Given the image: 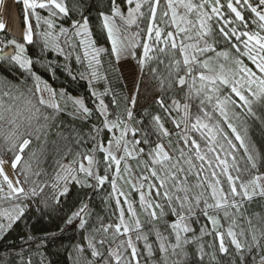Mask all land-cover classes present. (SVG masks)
Wrapping results in <instances>:
<instances>
[{
    "label": "snow or ice",
    "instance_id": "6c2138e0",
    "mask_svg": "<svg viewBox=\"0 0 264 264\" xmlns=\"http://www.w3.org/2000/svg\"><path fill=\"white\" fill-rule=\"evenodd\" d=\"M16 2L21 38H8L0 20V264H53L55 234L9 237L33 213L60 210L73 184L93 192L108 184L111 215L95 213L86 194L64 217L61 233L77 225L84 233L70 264H224L218 254L264 264V147L254 138V129L264 135V0H108L98 17L110 47L98 45L82 0ZM37 40L41 54L75 55L90 87L129 59L138 82L128 96L91 91V108L38 74L37 64L51 62L29 55ZM145 76L160 93L159 110H144L147 125L134 111ZM94 114L87 132L61 118L87 123ZM49 148L59 157L51 181L38 157Z\"/></svg>",
    "mask_w": 264,
    "mask_h": 264
},
{
    "label": "trees",
    "instance_id": "16d2710c",
    "mask_svg": "<svg viewBox=\"0 0 264 264\" xmlns=\"http://www.w3.org/2000/svg\"><path fill=\"white\" fill-rule=\"evenodd\" d=\"M69 5L71 6L73 0H68ZM83 8L82 12L84 15H88L90 19V26L93 30L94 37L98 38V45L103 47H110V42L107 41L106 35L102 31L101 20L98 17V11L103 10L107 7L108 0H82ZM22 4L16 2L17 13L19 14V18L22 20ZM73 18H79V13H76ZM23 21V20H22ZM68 26V23L65 22V27ZM8 38H17L12 33L8 32ZM5 39L4 33L0 32V40ZM29 55L35 60L40 58L42 63L47 65L51 62V68L47 66H41V64L36 65V70L38 74L42 77V79L47 80L49 85L55 89L64 90L68 95L73 97H80L85 100L87 106L91 108H95L96 106V98L91 95V91L95 90L98 94L103 92L106 87H111L118 96H128L131 95V91L125 82L123 75L120 71L113 72L111 69L108 71L109 83H105L103 80L101 81H93L90 87L88 79H80L78 73L85 72V67L78 64L75 61V55L70 57L68 60H65L64 57L57 56V54L52 52H45L41 54V43L37 40V43L33 45H28ZM223 47V45H222ZM82 52V50H81ZM105 61L109 58L105 57ZM247 62V61H246ZM250 64V62H247ZM66 66H70L73 74H77V78L75 80L68 74L66 71ZM105 68L108 67L107 63L104 65ZM119 67V66H118ZM0 73H4V69H0ZM104 70L101 69V75H104ZM87 76V73L85 72ZM138 82V79H137ZM136 82V83H137ZM160 95L157 91L156 84L151 78L145 76L143 78V82L139 83V96L136 108L134 111L136 112L138 118H143L145 121V125H147L149 121V117L144 115V110L147 109L148 112H156L158 111V106H156L153 101ZM105 103H109L111 101V96L105 97ZM111 107V106H110ZM69 112L71 111V103L68 105ZM123 110V103H121L120 109L117 111ZM66 126L75 125L77 129H82L84 132H87L91 127L92 123H98L97 116L94 114L91 120L87 123L80 120H72L71 116L64 115L61 117ZM171 127V125H166ZM110 135L106 133V136ZM254 138L257 141L258 146L264 147V135L260 133L258 129H254ZM90 146V145H89ZM33 150H38L39 146L34 143L32 146ZM30 154L26 150L25 158L27 159ZM39 157V167L44 173L42 179L49 180L54 177L55 173V161L59 157L53 153L50 148L46 149L43 154H40L38 151ZM33 167H36L37 161L33 160ZM66 163V161H65ZM110 186L106 184L102 190H98L93 192L91 189H82L79 185H70V192L67 196L61 198V207L55 213H51L50 215L41 217L39 213H33L31 218L27 220V228L25 227V223H20L19 227L12 233L9 239L14 240L17 244H19V236L25 231H32L36 236H44L45 233L55 234V239H51L48 243L46 250V258L53 262V264H70L68 260V250L70 245L82 242V237L84 235L83 230L79 229L78 225L68 226L67 230L63 233L60 232V228H64V217L67 215H71L72 211L77 210L80 205V202L86 199V194L88 197H91L90 207L94 209L95 213H98L102 216H110L111 211L104 204V197H106L107 193L110 192ZM132 199L137 201V209L138 206V194L133 193ZM114 208V201L112 202ZM94 219V218H93ZM114 220L115 217H112ZM143 219V217H141ZM223 223V221H222ZM198 227V226H197ZM226 227V225H225ZM154 239V237H153ZM211 238L205 237V243H210ZM7 243V242H3ZM218 243V242H217ZM227 243V239H226ZM207 251L211 252L212 249H207ZM218 259L223 260L224 264H227V257L221 256L218 254ZM205 264H209L208 258H205ZM211 264H215V262H211Z\"/></svg>",
    "mask_w": 264,
    "mask_h": 264
},
{
    "label": "rangeland",
    "instance_id": "374dc122",
    "mask_svg": "<svg viewBox=\"0 0 264 264\" xmlns=\"http://www.w3.org/2000/svg\"><path fill=\"white\" fill-rule=\"evenodd\" d=\"M19 17L16 9V0H0V20L6 24V31L21 38L22 32L24 31V24ZM119 68L127 86L132 92L138 79V68L135 60L129 59L126 62L122 60ZM6 169L12 175L10 167L6 166Z\"/></svg>",
    "mask_w": 264,
    "mask_h": 264
},
{
    "label": "crops",
    "instance_id": "0c3cea01",
    "mask_svg": "<svg viewBox=\"0 0 264 264\" xmlns=\"http://www.w3.org/2000/svg\"><path fill=\"white\" fill-rule=\"evenodd\" d=\"M23 6V5H22Z\"/></svg>",
    "mask_w": 264,
    "mask_h": 264
}]
</instances>
